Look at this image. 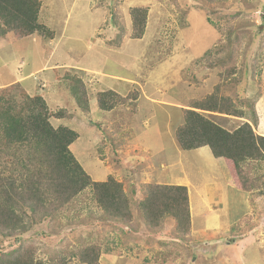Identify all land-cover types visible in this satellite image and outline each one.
<instances>
[{
    "label": "rangeland",
    "instance_id": "obj_1",
    "mask_svg": "<svg viewBox=\"0 0 264 264\" xmlns=\"http://www.w3.org/2000/svg\"><path fill=\"white\" fill-rule=\"evenodd\" d=\"M40 2L39 23L52 38H0V92L16 87L11 95L20 101L39 91L51 113L68 110L71 117H51L52 126L78 133L70 150L92 181L112 177L123 186L132 220L110 217L88 188L21 241L0 237L3 252L30 245L44 262L64 256L67 264H85L82 251L93 247L100 264H264V160L253 162L256 185L242 190L209 147L186 151L176 139L186 110L228 131L245 122L255 129L256 119V133L264 134V0ZM133 8L148 11L142 38H135ZM66 73L85 82L90 113L77 107ZM217 89L243 117L193 108ZM106 90L120 97L108 111L96 100ZM14 160L2 153L0 170ZM144 184L187 186L188 234L177 233L172 219L150 230L137 204Z\"/></svg>",
    "mask_w": 264,
    "mask_h": 264
},
{
    "label": "trees",
    "instance_id": "obj_2",
    "mask_svg": "<svg viewBox=\"0 0 264 264\" xmlns=\"http://www.w3.org/2000/svg\"><path fill=\"white\" fill-rule=\"evenodd\" d=\"M40 7V0H0V38H10L13 44L24 42L35 32L47 33L52 38L53 34L39 23ZM147 12L144 8L131 10L135 38H142L145 33ZM213 62L209 57L206 63ZM220 62L228 67L224 60ZM63 79L77 107L90 113L85 82L70 73ZM14 90L16 87L12 86L0 92V158L2 153L15 157L12 168L4 166L0 170V237H16V241H21L20 235L29 232L41 219L53 217L60 206L70 205L88 188H92L94 201L110 217L130 223L131 201L123 186L112 177L107 182L92 181L70 150L79 138L78 133L65 126L54 128L50 122L51 117L63 119L72 114L66 109L51 113L41 94L23 93L22 100L18 101L11 95ZM117 95L112 90L99 91L98 106L105 111L112 110L117 105L114 98H120ZM193 108L243 117L231 98L219 96L218 89L205 102L196 101ZM254 125L255 129L245 122L228 131L196 110H186L176 139L186 151L209 147L216 159L225 161L233 185L251 190L256 185L251 171L253 162L264 160V134L256 133L262 126L256 119ZM137 204L150 230L157 231L162 228V221L172 219L177 233L190 232L192 219L187 186L144 184L143 197ZM4 249L0 246V264H67L64 256L50 258L49 262L37 259L30 245L20 244L9 252H3ZM81 258L85 264H100L99 252L93 247L83 250Z\"/></svg>",
    "mask_w": 264,
    "mask_h": 264
},
{
    "label": "crops",
    "instance_id": "obj_3",
    "mask_svg": "<svg viewBox=\"0 0 264 264\" xmlns=\"http://www.w3.org/2000/svg\"><path fill=\"white\" fill-rule=\"evenodd\" d=\"M39 21H40V16H39ZM19 59H20V57H19ZM53 72H54L55 74H58V70H54ZM38 92H39V91H36V92L34 93V95H35V94H39ZM41 95H43V96L45 97L44 93H41ZM45 99H46V97H45ZM79 139H80V138H79ZM75 142H76V141H75ZM74 144H75V143H73V144L71 145V147H72ZM204 148H207V147H204ZM220 161H221V160H219V162H220ZM220 163H221V162H220ZM222 163H223V162H222ZM222 166H223L222 169H223V168H226V167L224 166V164H223Z\"/></svg>",
    "mask_w": 264,
    "mask_h": 264
},
{
    "label": "clouds",
    "instance_id": "obj_4",
    "mask_svg": "<svg viewBox=\"0 0 264 264\" xmlns=\"http://www.w3.org/2000/svg\"><path fill=\"white\" fill-rule=\"evenodd\" d=\"M75 143V142H74ZM70 148H71V146H70ZM72 152V151H71Z\"/></svg>",
    "mask_w": 264,
    "mask_h": 264
}]
</instances>
